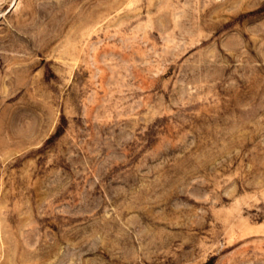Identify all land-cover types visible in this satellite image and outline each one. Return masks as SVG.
Returning a JSON list of instances; mask_svg holds the SVG:
<instances>
[{
	"label": "rangeland",
	"instance_id": "obj_1",
	"mask_svg": "<svg viewBox=\"0 0 264 264\" xmlns=\"http://www.w3.org/2000/svg\"><path fill=\"white\" fill-rule=\"evenodd\" d=\"M0 264H264V0H0Z\"/></svg>",
	"mask_w": 264,
	"mask_h": 264
}]
</instances>
